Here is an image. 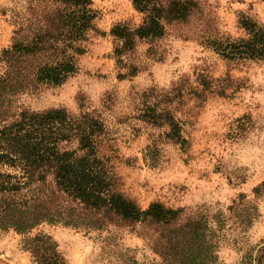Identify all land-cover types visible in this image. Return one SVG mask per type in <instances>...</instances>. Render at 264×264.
<instances>
[{"label":"rangeland","instance_id":"374dc122","mask_svg":"<svg viewBox=\"0 0 264 264\" xmlns=\"http://www.w3.org/2000/svg\"><path fill=\"white\" fill-rule=\"evenodd\" d=\"M30 1L0 0V55L11 47L17 24L29 17ZM93 2L99 12L97 31L79 58V71L61 85L36 83L34 71L46 58L29 56L24 63L29 91L20 95L18 104L33 110L65 107L76 114L82 106L96 110L109 127L116 149L113 161L127 196L143 208L159 200L187 214L219 215L226 233L219 252L224 263L264 264V60H229L206 39L171 32L158 42L155 55L148 54L149 44L141 43L143 70L120 79L111 29L118 22L139 23L143 16L132 0ZM202 2L214 17L219 37H245L243 13L264 24V0ZM4 69L0 61V75ZM153 88L157 98L164 99L161 105L180 120L188 139L185 146L172 142L165 127L139 118ZM149 146L157 163L149 158ZM233 207L239 217L251 219L244 227ZM39 229L53 236L68 264L160 261L127 226L86 231L44 224ZM23 238L14 231H0V264H37L22 248Z\"/></svg>","mask_w":264,"mask_h":264},{"label":"trees","instance_id":"16d2710c","mask_svg":"<svg viewBox=\"0 0 264 264\" xmlns=\"http://www.w3.org/2000/svg\"><path fill=\"white\" fill-rule=\"evenodd\" d=\"M132 2L142 21L118 22L111 29L120 79L143 70L141 43L149 44L148 54L155 55L158 42L171 32L206 39L229 60H264V24L244 13L240 24L246 36L231 39L218 36L214 17L202 0ZM98 13L93 0H31L29 17L17 24L11 47L0 55L5 68L0 75V231L24 236L22 248L37 264H68L53 236L39 229L44 224L86 231L127 226L159 256L154 264H225L219 252L226 233L219 215L187 214L159 200L143 208L124 193L113 161L116 149L99 112L83 106L77 114L65 107L33 110L18 104L20 95L29 91V70L24 66L29 56L46 58L34 71L36 83L61 85L79 71V58L97 31ZM154 90L139 118L165 127L172 142L185 146L188 139L180 120L161 105L164 99ZM162 96L171 100L168 94ZM149 152L157 163L152 146ZM234 207L233 215L244 227L251 219L239 217ZM35 229L39 230L33 233Z\"/></svg>","mask_w":264,"mask_h":264}]
</instances>
